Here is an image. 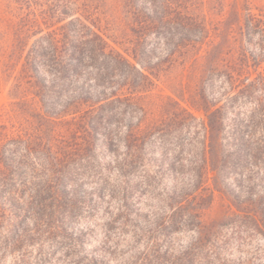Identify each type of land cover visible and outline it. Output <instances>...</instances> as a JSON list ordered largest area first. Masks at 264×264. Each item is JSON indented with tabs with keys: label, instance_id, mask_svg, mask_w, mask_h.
I'll return each mask as SVG.
<instances>
[{
	"label": "rangeland",
	"instance_id": "374dc122",
	"mask_svg": "<svg viewBox=\"0 0 264 264\" xmlns=\"http://www.w3.org/2000/svg\"><path fill=\"white\" fill-rule=\"evenodd\" d=\"M73 1L74 14L91 22L107 49L131 65L117 62L103 69L97 63L70 77L57 100L70 104L86 99L51 116L36 95L27 54L42 30L59 31L69 18L56 13L54 0H34L32 9L19 0H0V160L11 155L14 144L9 139L29 138L35 147L45 143L60 153L75 148L82 169L73 177L86 200L72 218L64 209L59 213L47 207L44 198L43 203L20 210L17 232L26 235L16 244L0 218V264H264V233L238 218L233 197L214 191L209 178L186 204V210L199 209L197 216L166 229L158 225L164 215L159 208L164 189L174 180L168 166L162 167V154H173L182 163L175 173L178 180H191L195 174L192 162L204 140L209 98L225 80L223 72L212 69L213 60L221 66L222 54L232 62L246 52L253 64L260 53L259 62L264 64V0ZM133 6L163 22L146 30V36L137 33ZM141 64L149 78L138 74ZM131 84L140 87L133 89ZM114 94L123 99L104 110L93 108L98 96ZM173 115L179 122L177 137L153 131L149 135L153 126ZM103 117L107 125L86 131L88 120ZM130 129L136 136H149L142 161L127 169L131 187L125 208L115 159L124 153L122 143ZM117 134L120 146L114 143ZM19 172L25 179L26 171ZM198 221L207 230L217 225L216 234L201 235ZM90 255L96 262L85 260Z\"/></svg>",
	"mask_w": 264,
	"mask_h": 264
},
{
	"label": "trees",
	"instance_id": "16d2710c",
	"mask_svg": "<svg viewBox=\"0 0 264 264\" xmlns=\"http://www.w3.org/2000/svg\"><path fill=\"white\" fill-rule=\"evenodd\" d=\"M19 1L32 9L30 5L34 0ZM54 1L57 2L56 13L64 15L69 20L60 26L59 31H56L57 28L47 32L42 30L41 36L34 41L27 54V62L35 75L36 95L51 116L68 112L75 107L73 105L86 99L78 98L70 104L57 100L59 95L63 94L70 77L80 76L83 69L94 68L97 63L103 65V69L117 62L131 65L126 58L107 49L104 38L92 27L91 22L74 14L76 2ZM127 3L132 7V2ZM133 7L134 31L137 33L146 36V30L156 28L163 22L143 14L136 6ZM255 55L257 56L253 64L248 61L246 52H242L240 58L232 62H226L224 60L226 56L222 54L219 60L225 62V65L221 66L218 60H213L212 63L216 64L212 65V69H219L218 71L224 73V86L221 90L214 91L209 98L208 120L202 123L204 140L199 152H196L197 159L192 162L195 165L192 179L178 180L175 173L178 165L182 163L178 162L173 154L171 157L168 156V152L162 154L164 162L162 167L167 165L174 178L173 184L164 189L163 204L159 205V208H163L164 215L158 225L163 229L179 223L184 224V219L188 216H197L199 209L186 210V206L198 196L209 178L214 191H227L233 197L232 201L239 211L236 216L245 218L246 223L252 224L264 233V64L259 62L261 54ZM136 70L140 76L149 78L143 64L141 69ZM131 86L138 89L140 84ZM98 99L93 108L104 110L106 106L115 100H122L123 97L114 94L111 98L98 96ZM92 116L93 113L89 119ZM105 121L104 117L98 121L88 120L86 131L89 133L98 131L100 127L107 125ZM178 126L177 116L173 115L169 120L153 126L149 135L158 132L162 136L175 138ZM134 131L130 129L126 132L123 143L119 134L114 139L117 146L122 143L124 150V153L116 156L115 162L122 177L124 196L121 206L125 208H128L131 187L126 172L128 168L142 161L144 146L149 136H136ZM9 141H13L14 144L10 150L11 155L6 157L4 154L3 160H0V218L6 223L7 236L11 237L12 244H16L26 235L25 231L17 232L22 217L18 214L20 210L32 208L37 202L40 204V199L44 198L47 207H52L59 213L64 209V215L72 218V212L79 203L86 200L79 195V184L73 177L74 173L77 174V171L82 169L75 148L69 146L60 153L45 143L35 147L29 138ZM20 170L26 171L25 179L19 178ZM45 194L48 195L46 199L43 197ZM199 222L197 225L201 227L199 228L201 235L209 234V238H212L216 234L217 225H210L207 230ZM188 253L187 250L183 256L186 257ZM85 260L94 263L96 257L86 256Z\"/></svg>",
	"mask_w": 264,
	"mask_h": 264
}]
</instances>
